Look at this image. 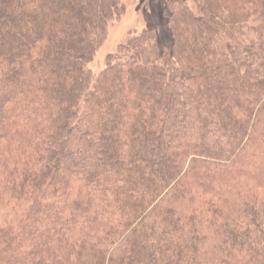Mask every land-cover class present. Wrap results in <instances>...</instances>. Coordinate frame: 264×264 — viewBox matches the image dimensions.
I'll return each mask as SVG.
<instances>
[{
	"label": "trees",
	"instance_id": "1",
	"mask_svg": "<svg viewBox=\"0 0 264 264\" xmlns=\"http://www.w3.org/2000/svg\"><path fill=\"white\" fill-rule=\"evenodd\" d=\"M122 1L0 0V264H264V0H166L94 77Z\"/></svg>",
	"mask_w": 264,
	"mask_h": 264
},
{
	"label": "rangeland",
	"instance_id": "2",
	"mask_svg": "<svg viewBox=\"0 0 264 264\" xmlns=\"http://www.w3.org/2000/svg\"><path fill=\"white\" fill-rule=\"evenodd\" d=\"M165 1H122L125 9L123 15L110 23L105 40L87 65L94 77L105 68L109 54L116 52L118 46L125 43L129 37L141 33L146 28L154 27L166 42L171 39L165 25L166 18L163 12ZM188 2L191 3L190 0Z\"/></svg>",
	"mask_w": 264,
	"mask_h": 264
}]
</instances>
